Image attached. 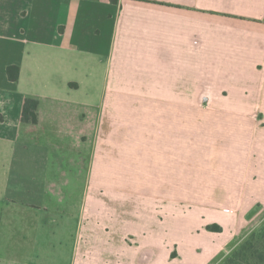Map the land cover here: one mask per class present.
<instances>
[{"label": "crops", "instance_id": "obj_1", "mask_svg": "<svg viewBox=\"0 0 264 264\" xmlns=\"http://www.w3.org/2000/svg\"><path fill=\"white\" fill-rule=\"evenodd\" d=\"M68 177L71 264L227 257L264 219V0H0V209Z\"/></svg>", "mask_w": 264, "mask_h": 264}, {"label": "rangeland", "instance_id": "obj_2", "mask_svg": "<svg viewBox=\"0 0 264 264\" xmlns=\"http://www.w3.org/2000/svg\"><path fill=\"white\" fill-rule=\"evenodd\" d=\"M55 179L58 184L44 195L37 209H0V264L72 263L87 178ZM257 223L251 233L261 228L264 219ZM220 259L225 258L214 264Z\"/></svg>", "mask_w": 264, "mask_h": 264}, {"label": "trees", "instance_id": "obj_3", "mask_svg": "<svg viewBox=\"0 0 264 264\" xmlns=\"http://www.w3.org/2000/svg\"><path fill=\"white\" fill-rule=\"evenodd\" d=\"M117 4L118 0H110ZM8 74L12 82L19 80L20 69L10 67ZM39 102L33 98L25 99L23 105L22 121L25 123H38ZM210 231L220 232L218 225L208 226ZM219 264H264V223L261 228L250 233L231 253L221 260Z\"/></svg>", "mask_w": 264, "mask_h": 264}]
</instances>
